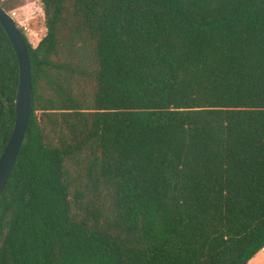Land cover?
I'll return each instance as SVG.
<instances>
[{"label":"trees","instance_id":"1","mask_svg":"<svg viewBox=\"0 0 264 264\" xmlns=\"http://www.w3.org/2000/svg\"><path fill=\"white\" fill-rule=\"evenodd\" d=\"M38 1L0 264H248L264 248V0ZM18 78L0 25V156Z\"/></svg>","mask_w":264,"mask_h":264},{"label":"water","instance_id":"2","mask_svg":"<svg viewBox=\"0 0 264 264\" xmlns=\"http://www.w3.org/2000/svg\"><path fill=\"white\" fill-rule=\"evenodd\" d=\"M0 25L15 52L19 78L14 98L15 119L11 135L0 156V194L8 180L19 153L30 116L31 76L26 44L14 20L0 7Z\"/></svg>","mask_w":264,"mask_h":264},{"label":"rangeland","instance_id":"3","mask_svg":"<svg viewBox=\"0 0 264 264\" xmlns=\"http://www.w3.org/2000/svg\"><path fill=\"white\" fill-rule=\"evenodd\" d=\"M10 12L13 13L14 19L18 22V29L25 36L28 44L34 47L44 30L40 2L38 0H21V5Z\"/></svg>","mask_w":264,"mask_h":264},{"label":"crops","instance_id":"4","mask_svg":"<svg viewBox=\"0 0 264 264\" xmlns=\"http://www.w3.org/2000/svg\"><path fill=\"white\" fill-rule=\"evenodd\" d=\"M264 262V248L260 250L248 264H262Z\"/></svg>","mask_w":264,"mask_h":264},{"label":"built area","instance_id":"5","mask_svg":"<svg viewBox=\"0 0 264 264\" xmlns=\"http://www.w3.org/2000/svg\"><path fill=\"white\" fill-rule=\"evenodd\" d=\"M8 14L11 16V18L14 20V23H15L16 26H17V25H18V22L16 21V19H14V15H13V13H12V12H9ZM17 28H18V26H17Z\"/></svg>","mask_w":264,"mask_h":264}]
</instances>
